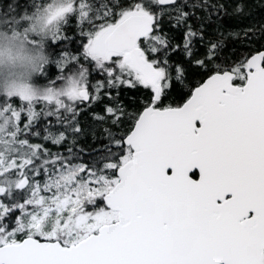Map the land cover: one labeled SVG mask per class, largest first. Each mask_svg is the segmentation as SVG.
I'll return each instance as SVG.
<instances>
[{
	"label": "snow or ice",
	"instance_id": "obj_1",
	"mask_svg": "<svg viewBox=\"0 0 264 264\" xmlns=\"http://www.w3.org/2000/svg\"><path fill=\"white\" fill-rule=\"evenodd\" d=\"M0 70V264H264V0H8Z\"/></svg>",
	"mask_w": 264,
	"mask_h": 264
},
{
	"label": "clouds",
	"instance_id": "obj_2",
	"mask_svg": "<svg viewBox=\"0 0 264 264\" xmlns=\"http://www.w3.org/2000/svg\"><path fill=\"white\" fill-rule=\"evenodd\" d=\"M17 71H23L22 69H17ZM6 75L4 70H0V79H2ZM33 80H35V76H33Z\"/></svg>",
	"mask_w": 264,
	"mask_h": 264
},
{
	"label": "trees",
	"instance_id": "obj_3",
	"mask_svg": "<svg viewBox=\"0 0 264 264\" xmlns=\"http://www.w3.org/2000/svg\"><path fill=\"white\" fill-rule=\"evenodd\" d=\"M8 3V0H0V4H6Z\"/></svg>",
	"mask_w": 264,
	"mask_h": 264
}]
</instances>
